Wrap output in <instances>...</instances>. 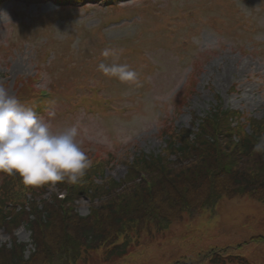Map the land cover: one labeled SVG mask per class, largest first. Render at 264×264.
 Wrapping results in <instances>:
<instances>
[{
  "label": "rangeland",
  "instance_id": "374dc122",
  "mask_svg": "<svg viewBox=\"0 0 264 264\" xmlns=\"http://www.w3.org/2000/svg\"><path fill=\"white\" fill-rule=\"evenodd\" d=\"M151 1L159 4H152L150 12L164 0ZM122 2L130 3V0ZM227 3L238 6L235 20L229 15ZM57 6L54 0H41L39 3L36 0H8L4 3L0 11V80L9 82L12 93L16 76L35 73V51L43 38H34L31 33H36L39 25L47 23L45 15H51V24L47 26L53 27L59 37L74 35L73 22L69 19L83 20L81 16H87L84 18L86 25L97 20L93 12L83 8L60 10ZM263 7L264 0H246L244 3L242 0H168L155 11L157 14L150 17L143 16V11L136 8L131 16H142V22L134 23L132 27L129 25L132 21L123 22L109 30L106 36H120L127 29L131 32L135 29L138 33L145 24L151 28L153 31L148 28L145 37L131 42L118 52L131 57L141 55L143 38L148 40L150 36L154 39L156 34L159 40H163V36L167 38V42L156 46L153 43L148 49L151 51L148 56L153 67L146 75L153 79L151 85L146 86V90L145 82L132 86L120 97L118 104L115 102V106L121 105L120 110L113 109L106 115L98 111L87 112V109L79 106L76 112L72 110L69 117L74 118L73 121L49 115L52 111L41 118H47L53 131L77 124L80 131L77 139L81 146L93 150V154L99 152L102 156L107 152L114 153L118 159L132 158L141 151L158 153L165 146L162 129L169 124L175 128H192L193 114H205L213 105L216 93L222 97L225 107L239 108L256 118L264 117V10L261 16L254 15L250 10L258 11ZM178 14L181 15L180 19ZM238 18L244 19L246 24L241 20L236 22ZM24 34L30 39L15 46L10 55L4 56L1 49L3 40L22 38ZM246 35L253 39L245 40ZM72 40L73 44L77 42L75 38ZM56 66L62 69L60 64ZM190 71V75L194 72L196 83L193 92L185 96L187 89L183 84ZM253 74L255 79L251 80ZM107 81L109 85L116 82L111 78ZM233 83L237 84L236 91H230ZM184 96L186 102L177 106L176 101ZM124 173L125 166L118 160L105 168L103 176L110 175L118 179ZM77 210L82 215L87 214L88 200L80 199ZM260 214L263 215L264 210L259 204L248 198H239L222 201L214 213L203 212L189 223L198 229H206L194 232L197 238H201L209 230H219L223 224H230L232 217L233 223L239 224L241 222L234 217L249 215L259 218ZM29 233L21 226L15 234L17 240L28 241ZM222 240L226 241L227 238ZM7 241H10L9 235L0 229V244ZM156 241L158 247L151 252L161 257L165 250L159 245L164 241ZM134 260L133 264H148V251ZM151 263L157 264V261Z\"/></svg>",
  "mask_w": 264,
  "mask_h": 264
},
{
  "label": "trees",
  "instance_id": "16d2710c",
  "mask_svg": "<svg viewBox=\"0 0 264 264\" xmlns=\"http://www.w3.org/2000/svg\"><path fill=\"white\" fill-rule=\"evenodd\" d=\"M23 96L28 97L29 93L22 90L19 97ZM207 121L203 125V129L209 126ZM187 133L176 138L170 135L169 140H167L168 148L166 151L175 154L177 156L176 161H168L166 157H161V155L145 159L143 154L135 159L129 169L130 175L128 176L134 179H128L127 177L122 179L121 182L109 180L103 186L95 185L90 180V174L98 171L100 164L94 159L92 166L77 184L58 182L57 185L60 188H65L69 192L63 199L58 198L57 195L52 196L51 201L42 199L40 201L43 204L42 209L38 208L39 202L36 200L37 198L41 199L44 187L47 185L27 186L18 175L10 176L0 173L2 181V185H0V225H5L6 228L12 230L13 227L19 225L23 218H26L27 214H30V212L35 214L34 222L29 219L28 224H30L33 233L31 241L37 245V251H41V257L45 256L44 253H46L50 259L59 261L60 264H69L77 259L81 251L79 244L75 243L74 234L79 233L81 230L87 232L89 226H99V229L105 234H108L107 229L116 231L119 226L118 230L120 231L124 228L123 224L134 222L128 220L140 218L144 210L150 209L148 206L152 205L154 208H159V204H162L163 200L166 201L167 194L171 190L180 205L183 203L187 205L196 203L192 200L191 191H185V186L181 188L177 185L178 177L190 172L193 169L192 165L204 169L206 164L211 163V161L207 153L196 154L191 162L183 161L188 152L193 153L196 148L193 144L196 141H190ZM256 144L254 140L241 142L235 145L236 153L233 151L232 153L237 155L233 159L236 160L235 162L238 165L242 161L244 163L243 159L250 160L248 169L241 168V171L250 174L248 182L253 195L264 200V162L259 154L251 150ZM219 152L224 156L222 151ZM233 156H225V158L231 160ZM223 166V164L218 165L222 171L225 170ZM141 173L144 176H141ZM242 176L244 177V175ZM137 178H139L138 181L135 180ZM209 189L212 190L211 181ZM80 193L87 194L92 201L97 199V202H92L91 213L85 219L80 218L74 212L72 206L68 204ZM27 195H31L33 200H29ZM205 203L208 206L212 205L209 198H206ZM26 205L29 210L25 209ZM18 206L21 208L20 211L16 210ZM42 214L46 216L45 221ZM64 214H71L73 222ZM116 216L121 217V220L115 219ZM7 217H10V219H7ZM50 233L51 235H49ZM47 236L54 237V239L42 240ZM261 241L264 242V237H261ZM4 251L12 253V249L9 250L10 252L3 249ZM0 253H2L1 249Z\"/></svg>",
  "mask_w": 264,
  "mask_h": 264
},
{
  "label": "clouds",
  "instance_id": "9594fccd",
  "mask_svg": "<svg viewBox=\"0 0 264 264\" xmlns=\"http://www.w3.org/2000/svg\"><path fill=\"white\" fill-rule=\"evenodd\" d=\"M101 55L116 57L111 49ZM98 70L121 82L138 84L137 72L127 64L101 62ZM79 134L77 124L53 131L49 121L0 83V173L18 175L27 186L77 184L92 166L77 139ZM255 148H264V136Z\"/></svg>",
  "mask_w": 264,
  "mask_h": 264
}]
</instances>
